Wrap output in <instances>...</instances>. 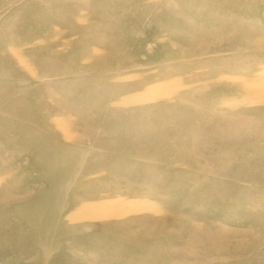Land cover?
Listing matches in <instances>:
<instances>
[{
  "label": "rangeland",
  "instance_id": "rangeland-1",
  "mask_svg": "<svg viewBox=\"0 0 264 264\" xmlns=\"http://www.w3.org/2000/svg\"><path fill=\"white\" fill-rule=\"evenodd\" d=\"M0 264H264V0H0Z\"/></svg>",
  "mask_w": 264,
  "mask_h": 264
}]
</instances>
